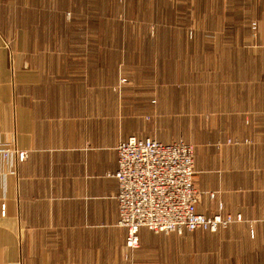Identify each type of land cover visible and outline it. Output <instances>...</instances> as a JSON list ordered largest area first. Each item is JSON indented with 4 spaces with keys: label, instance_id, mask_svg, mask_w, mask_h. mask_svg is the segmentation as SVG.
<instances>
[{
    "label": "crops",
    "instance_id": "0c3cea01",
    "mask_svg": "<svg viewBox=\"0 0 264 264\" xmlns=\"http://www.w3.org/2000/svg\"><path fill=\"white\" fill-rule=\"evenodd\" d=\"M38 3L0 0V148L28 154L23 161L0 157V264H140V248L126 246L127 233L119 225V186L112 176L117 146L131 136L164 143L182 138L160 136L157 125L150 129L146 120L140 122L131 105L118 107L117 98H103L101 84L69 79L99 68L103 54L90 43L100 42V35L95 28L83 34L82 23L72 24L70 32L68 23L48 22ZM186 38L196 41L189 32ZM156 39L147 37L150 43ZM74 43L89 44L70 50ZM145 69L155 74L161 67ZM156 90L160 116L152 121L159 118L176 130L180 112L172 102L170 114L163 113L161 89ZM141 99L143 113L152 100L148 93ZM223 152L208 148L195 161L199 188L218 192L215 199L202 198L198 209L207 215L218 210L219 201L228 212L224 176L230 161ZM149 234L164 233L142 228L140 244Z\"/></svg>",
    "mask_w": 264,
    "mask_h": 264
},
{
    "label": "rangeland",
    "instance_id": "374dc122",
    "mask_svg": "<svg viewBox=\"0 0 264 264\" xmlns=\"http://www.w3.org/2000/svg\"><path fill=\"white\" fill-rule=\"evenodd\" d=\"M39 2V14L48 22L68 23L70 32L72 24L82 23L83 34L95 28L100 35V42L90 43L103 54L99 68L69 79L101 84L103 98H117L118 107L131 105L140 122L146 120L150 129L157 125L160 136L192 144L195 161L208 148L219 156L229 153L224 188L230 193L224 194L236 221L215 233L149 234L136 252L138 262L264 264V0ZM188 32L195 42L187 40ZM148 36L159 41L150 43ZM88 44L74 43L70 50ZM151 65L161 69L148 73ZM156 89H161L163 113L170 114L172 102L180 112L176 130L159 118L152 121L160 113ZM147 93L152 101L142 113ZM118 117L127 118L124 112Z\"/></svg>",
    "mask_w": 264,
    "mask_h": 264
},
{
    "label": "built area",
    "instance_id": "2783aa9c",
    "mask_svg": "<svg viewBox=\"0 0 264 264\" xmlns=\"http://www.w3.org/2000/svg\"><path fill=\"white\" fill-rule=\"evenodd\" d=\"M117 153L118 168L112 176L119 186V225L126 230V246L130 250L140 248L142 228L164 234H182L185 230L217 232L236 221L224 211L221 201L212 215L199 211L205 194L211 199L217 196L215 192L198 189L195 148L189 142L180 139L164 143L131 136L118 144ZM27 155L15 147L0 148V157L6 162L13 156L23 161Z\"/></svg>",
    "mask_w": 264,
    "mask_h": 264
}]
</instances>
